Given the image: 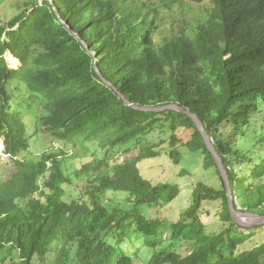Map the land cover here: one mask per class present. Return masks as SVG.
Listing matches in <instances>:
<instances>
[{
    "label": "trees",
    "instance_id": "trees-1",
    "mask_svg": "<svg viewBox=\"0 0 264 264\" xmlns=\"http://www.w3.org/2000/svg\"><path fill=\"white\" fill-rule=\"evenodd\" d=\"M206 1L190 33L182 29L161 42L153 40L158 6L151 0H43L26 15L0 21V136L14 166L0 182V264H132L123 245L138 241L160 247L148 264H264V242L236 251L249 236L237 231L226 183L193 120L175 109H136L122 98L142 106L177 104L196 114L222 158L235 206L264 215V151L242 153L228 141L264 107V0ZM7 51L19 60L17 68L9 67ZM14 80L26 93L12 110L7 87ZM23 112L37 117L35 133L111 148L135 140L139 151L83 164L77 177L106 171L89 201H66L67 157L27 158ZM231 122L233 133L220 131ZM156 129L169 134L172 164L200 154L218 180L197 182L191 205L170 224L147 213L174 200L180 186L140 173L139 162L160 155L161 141L146 138ZM184 132L186 140L179 136ZM103 190L125 193L131 207L107 209ZM204 201L219 202L215 214L229 223L216 234L199 218ZM166 229L170 242L163 245ZM182 240L190 247L185 254L177 250Z\"/></svg>",
    "mask_w": 264,
    "mask_h": 264
},
{
    "label": "rangeland",
    "instance_id": "rangeland-1",
    "mask_svg": "<svg viewBox=\"0 0 264 264\" xmlns=\"http://www.w3.org/2000/svg\"><path fill=\"white\" fill-rule=\"evenodd\" d=\"M43 0H0V21L1 24L6 23L12 17L24 13L28 14L32 7L41 4ZM158 6V15L155 20L157 31L153 35L155 42H161L164 38L171 37L174 34H178L182 29L185 33H190L193 24L196 19L202 18L205 15V6L207 1L198 0H151ZM9 51L3 54L9 67L17 68L20 63L19 60H10L8 57ZM11 55V54H10ZM7 91L10 94V107L14 110L19 102L23 100V96L26 93L24 84L18 86V81H13L7 87ZM26 98V97H25ZM26 106H22L24 110ZM21 117L24 120L26 128V134L29 142L28 159L36 160L43 152L59 154V156L67 157L63 165V171L66 176L70 178L69 183H64L63 198L69 201L73 198L88 199L89 195L93 193L94 186L98 185L97 178L106 171V167L92 169L90 174H84L77 177L75 172L88 162L96 159L104 163L109 155L108 160H122L124 158L136 155L139 151V146L135 140L130 141L127 144L117 145L111 148L109 145L101 146L98 142L78 141L74 145L58 139L48 133L36 132L37 117L35 115H28L26 112L21 113ZM250 124H243L240 134H233L228 138L229 144L232 149H236L242 153L254 152L263 153L264 151V107L260 112H255L249 115ZM232 123V122H231ZM223 124L220 127V131L224 133H233L234 123ZM168 133L162 134L156 129L154 132H150L146 138L153 142L161 143L155 147V150H160V155L155 158H147L139 162L140 173L148 181L151 182H170L180 186V193L171 202L159 206L150 211L147 214H151L153 217H159L162 222L172 223L180 220L182 213L191 205V198L194 186L197 182H203L206 185L218 184L217 175L215 169H206L203 166V157L200 154L194 155L191 159L184 156L183 161L179 164H172L169 157V141ZM183 140L188 138L187 133L179 134ZM5 144L4 137L0 136V182L6 180L10 173L13 171L14 166L9 158V155L4 152ZM181 151L187 153L185 148H181ZM65 153V155H63ZM18 157L22 158L20 154ZM104 157L106 159H104ZM240 164V163H239ZM238 164V165H239ZM241 165V164H240ZM243 166V165H241ZM240 168L239 166L237 167ZM184 169V174H180V170ZM110 190H103L100 193L101 201L107 209L114 207L130 208L131 202L128 200L125 193L122 192H108ZM89 201V199L87 200ZM220 209L219 202H202L199 218L203 222L204 230L207 233L216 234L223 228H226L229 223H224L215 214ZM262 210H264L262 208ZM248 220V219H247ZM239 225V224H238ZM259 225V224H258ZM254 225V226H258ZM237 228L238 232L249 237L244 243L237 246L236 251L242 249H248L257 243L264 242V224L260 227L248 229V227L254 226H242ZM164 243L168 244V237L170 236V230L164 231ZM141 242H126L123 246L124 249L131 254L132 264H148L150 257L154 254L158 248H151L145 245H139ZM177 250L181 254H185L189 251L190 247L184 241H180ZM137 252L136 255H133ZM34 264H38L37 260L33 261Z\"/></svg>",
    "mask_w": 264,
    "mask_h": 264
},
{
    "label": "water",
    "instance_id": "water-1",
    "mask_svg": "<svg viewBox=\"0 0 264 264\" xmlns=\"http://www.w3.org/2000/svg\"><path fill=\"white\" fill-rule=\"evenodd\" d=\"M122 98L132 107L136 109H140V110L160 111V110H165V109H175V110L186 113L193 120L196 127L199 129L204 142L206 143L208 149L210 150V152L213 154L215 158V162L218 166L220 174L226 183L229 210H230V213H231V216L234 222L242 226H254L258 224H264V215L259 214L257 212L242 211L238 207L235 206L234 198L232 196V189L230 186V181L227 175V171L223 165L222 158L217 152V150L215 149L214 144L212 142V138L209 136L208 132L205 130L202 121L198 118L196 114L192 113L188 109H184L178 106L177 104L170 103V104H165L162 106H142V105L129 102L127 99L124 98V96H122Z\"/></svg>",
    "mask_w": 264,
    "mask_h": 264
}]
</instances>
